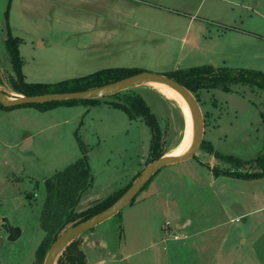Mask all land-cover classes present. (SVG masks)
<instances>
[{
	"label": "rangeland",
	"instance_id": "obj_1",
	"mask_svg": "<svg viewBox=\"0 0 264 264\" xmlns=\"http://www.w3.org/2000/svg\"><path fill=\"white\" fill-rule=\"evenodd\" d=\"M160 1L176 9L185 10L190 6V10H195L192 14L197 13L199 18L196 30L203 26L200 30L203 33L198 37L209 42L210 51L207 54L181 53L178 60L180 51L173 47L174 57L169 54L163 59L159 54H152L151 50L156 49L152 41L155 35L149 33L140 37L137 46L133 47L141 51L150 49L140 58L137 56L139 50L129 60L124 54L116 53L114 45L108 41L100 43L101 48L107 47L95 54L98 57L94 62L97 70L117 68L124 62L137 66V63L143 64L144 59L143 72L162 75H169L177 69L215 64L264 73V0ZM62 2L66 6H62V12H78L71 0ZM10 4L11 0H0V79L2 90L7 96L14 97L15 93L10 91L14 70L6 46L8 23L10 32L13 27L16 32L24 33V29V34H29L34 27L29 23L19 26L16 16L22 13V6L17 0H14L11 18L7 19ZM46 7L44 14L56 12V5ZM249 7L258 10L261 16ZM150 13L158 14L157 19L150 17ZM160 13L146 9L149 24L166 30L172 28L174 22ZM57 26L63 28V24ZM231 28L237 29L232 31ZM56 30L52 29V32ZM218 32H221L220 36H217ZM11 33L14 35L15 32ZM25 43L21 54L25 60L27 82L57 83L86 76L84 67L69 61L72 53L41 49L39 42ZM153 85L122 93L135 91L153 107L168 135L169 154H172L184 142L191 118L183 105ZM196 99L204 115V142L215 152L234 156L243 162L255 160L264 153L263 93L235 87L230 93L203 90ZM101 100L102 104L93 107L79 103L76 106L59 105L47 111L34 106L0 108V264H44L45 261L38 262L36 252L45 236L40 220L47 197V179L86 158L93 180L82 198L93 193L94 187L96 193L110 195L123 182L125 177L120 175L130 170L142 156L145 130L151 137L148 126L141 120L131 121L124 112L110 106L108 102L114 100L112 97ZM87 108L90 112L85 113ZM27 140L30 141L28 146L23 147ZM148 159L149 154L141 172L148 166ZM216 162L210 152L200 149L192 160L162 169L134 203L83 235L82 248L88 261L100 264L99 260L104 258V264H206L210 259L224 257V264H236L238 232L242 224L227 225L230 215L224 212V197L228 201L236 199L237 194L231 186L240 182L222 176L210 185V171L205 165L214 166ZM167 222L171 224L170 234L165 229ZM9 226H19L22 230L16 241L10 239ZM174 231L180 236H190L198 231L203 234L191 239V242L201 239L196 245L185 246L183 240L173 249L171 234ZM227 234L229 239L225 242ZM90 238L92 240L88 243ZM100 240L106 248L103 251L96 249L95 255L88 253V247L98 248ZM230 256L234 259L228 260Z\"/></svg>",
	"mask_w": 264,
	"mask_h": 264
},
{
	"label": "crops",
	"instance_id": "obj_2",
	"mask_svg": "<svg viewBox=\"0 0 264 264\" xmlns=\"http://www.w3.org/2000/svg\"><path fill=\"white\" fill-rule=\"evenodd\" d=\"M17 2L22 6V13H20L19 16H16L19 20V26L21 27L23 24L26 25V23H29L34 27V31L29 33L30 35L24 34V29V33H21L18 30L16 32L12 27L11 30L15 32V37H18L23 41L20 45V53L22 45H26V41L30 44H36L39 42L41 49H50L51 52L67 51L68 53H72L69 61H72L73 64L84 67L86 76L99 71L97 70V64L94 63L98 60V57L95 56V54H99L105 50L107 45H104L102 48L100 46V43L105 44V41L114 45L113 49L116 53L118 51V54H124L129 60L133 58L135 53L139 50L137 47H133L137 46L140 37L149 35V33L155 35L152 41L156 46V49H152L151 52L152 54H159L158 56H161L160 58L169 54H172L174 57L175 53L172 52L173 47H175L177 51H180L178 60H180L181 53L184 54L189 52L194 54V52H196V54H198L199 52L207 54V52L210 51L208 50L209 42H206L202 37H198V34L203 33V31L200 32L203 26L200 27L199 31L196 30L197 20L199 19L196 16L197 13L192 14L195 10H190V6L188 7L187 5L185 10H180L171 6H165L160 0H71V5L79 10L77 13H69L67 11H61V9H64L62 6L66 7L62 0H17ZM13 5L14 0H11L9 19L11 18ZM46 5H56V12L52 11L44 14L47 11ZM140 9L144 10L140 11ZM146 9L161 12L169 21L174 22L172 28L166 30L159 26H151L148 19L149 15L146 14ZM249 9L252 8L249 7ZM252 10L254 13L260 15L259 11L255 8ZM157 16L158 14L156 13H150V17L157 19ZM200 20L203 19L200 18ZM69 21H72V23L69 24ZM106 23H108L109 26ZM60 24H63V28L57 26ZM52 29L58 30L52 32ZM236 29L237 28H231L230 30L234 31ZM239 31L247 33V31ZM220 34L221 32H218L217 36H220ZM119 43V47L121 48H118ZM172 43L176 45L173 46ZM96 45L99 46L97 48H92ZM121 49H123V52ZM147 51L149 53L150 49L144 51L139 50L137 56L140 58L142 55L147 54ZM23 61L25 64L24 57ZM144 64L145 62L143 59V64L137 63V66H132V64H126L124 62L122 66L117 68H133L142 71L144 69L142 65ZM215 66L219 65L215 64ZM24 67L23 73L28 77ZM153 87L158 90L157 87ZM102 103L103 101L101 104ZM87 107L93 106L91 105ZM84 112L87 113L90 112V110L87 108ZM145 133L142 141V156L137 158L130 170L120 175V177L124 175L125 178L123 179V182L118 185L119 189L114 191L113 189L111 190L113 193L128 185L141 172L144 159L149 154L151 143V137L147 135L146 130ZM29 140L31 141V138H29ZM210 178V185H213L218 180V178L214 177L211 171ZM236 181L240 183H235L231 187H233L234 192H236L237 198L228 201V198L224 197V212L226 215H230V217L227 218L229 219L227 225H232L233 223L242 224L240 225V231L238 232V255L235 259V261H238L236 264H238V262H241V264H264V179ZM227 184L231 185L230 183ZM93 189L94 190L91 191L93 193H89L90 195L87 193V196H83L82 198L81 205L85 208L91 207L109 196L108 194L105 195L103 192L96 193L95 187ZM231 228L230 230L232 231ZM173 233L179 235V233L175 231ZM201 234H203V231L190 234V236L188 234H181L184 239L180 241L184 240L185 243L183 245L185 246H188L189 244L194 246L196 243L200 242L201 239L194 240V243L191 242V239L198 237ZM226 236L228 237L226 238ZM226 236L225 242L226 240L228 241L229 234ZM222 238L224 239V237ZM90 240H92V238L87 242L89 243ZM180 241L173 240L175 244L172 243V248L176 249L179 247ZM175 246L177 247L174 248ZM88 248V251H90L88 253L95 255L96 249L103 251L106 248V244L103 245L100 240V246L98 248L93 245ZM227 259L231 260L234 258L230 256ZM98 263L104 264V258L99 260ZM87 264L94 263L88 261ZM206 264H224V257H216L214 260L210 259Z\"/></svg>",
	"mask_w": 264,
	"mask_h": 264
},
{
	"label": "trees",
	"instance_id": "obj_3",
	"mask_svg": "<svg viewBox=\"0 0 264 264\" xmlns=\"http://www.w3.org/2000/svg\"><path fill=\"white\" fill-rule=\"evenodd\" d=\"M9 14L10 5L6 12L7 19H9ZM8 28L9 34L6 39V46L14 70V76L10 80V91L15 94L34 96L49 93L86 91L103 87L143 72L133 68H111L57 83H29L23 73L24 61L20 53V45L23 41L12 35L9 23ZM166 76L180 82L195 96L203 90H221L230 93L234 91L235 87L245 88L256 94H264V73L261 71L203 65L186 70L177 69ZM1 84L0 79V88L2 87ZM111 97L114 100L108 102L110 106L124 112L131 121L141 120L150 129L151 143L148 165L168 155L170 149L168 135L164 132L158 115L146 99L135 91L126 94L119 93ZM101 101V99H95L27 106H34L47 111L59 105L76 106L79 103H85L96 106L101 104ZM0 108L13 109L5 108L1 104ZM201 149L210 152L217 161L214 166L203 163L215 178L223 176L238 180L264 179V153L255 160L243 162L234 156H225L215 152L212 146H209L204 141ZM157 175L158 173L145 188ZM92 180V172L87 159L84 158L45 181L47 197L40 220V228L45 236L36 252V258L39 263L45 261L51 245L61 233L111 207L131 187L135 179L95 205L80 210L82 195L88 190ZM83 243V236L71 242L62 252L57 264H87L88 259L86 252L82 248Z\"/></svg>",
	"mask_w": 264,
	"mask_h": 264
},
{
	"label": "water",
	"instance_id": "obj_4",
	"mask_svg": "<svg viewBox=\"0 0 264 264\" xmlns=\"http://www.w3.org/2000/svg\"><path fill=\"white\" fill-rule=\"evenodd\" d=\"M148 84L165 85L177 92L187 101L191 109L194 124L193 134L196 136L193 148L187 154L180 156L168 154L150 163L135 179L131 187L111 207L88 219L87 221L81 222L61 233L51 245L44 264H57L62 252L71 242L119 214L125 207L131 204L138 197L146 185L162 169L190 161L196 157L204 141V115L200 104L196 99V96L184 85L166 75L150 72H141L124 80L111 83L103 87L78 92L49 93L34 96L13 94L14 97H9L2 90V88H0V104L5 108H15L54 102L105 99L127 90H132L139 86ZM29 142V140L25 141L23 147L28 146ZM79 209L83 210L85 207L80 205ZM9 229L11 240L16 241L21 237L22 230L19 227L9 226Z\"/></svg>",
	"mask_w": 264,
	"mask_h": 264
},
{
	"label": "bare ground",
	"instance_id": "obj_5",
	"mask_svg": "<svg viewBox=\"0 0 264 264\" xmlns=\"http://www.w3.org/2000/svg\"><path fill=\"white\" fill-rule=\"evenodd\" d=\"M153 86L157 87L158 90L161 91L165 96L183 105V107H185L187 114L191 118V122H190L191 124L189 126V130L184 142L179 146V148L175 150L174 153H172V155L174 156L187 154L193 148L196 140V136L193 134L194 124H193L191 109H189L190 108L189 104L184 98H182V96H180L177 92L173 91L167 86L161 84H154Z\"/></svg>",
	"mask_w": 264,
	"mask_h": 264
},
{
	"label": "built area",
	"instance_id": "obj_6",
	"mask_svg": "<svg viewBox=\"0 0 264 264\" xmlns=\"http://www.w3.org/2000/svg\"><path fill=\"white\" fill-rule=\"evenodd\" d=\"M165 229H166V231L169 234L171 233V224H170V222H167V225H166ZM171 236L174 237L173 239L176 240V241H180V240L184 239L182 236L177 235V234H175L173 232H172Z\"/></svg>",
	"mask_w": 264,
	"mask_h": 264
}]
</instances>
